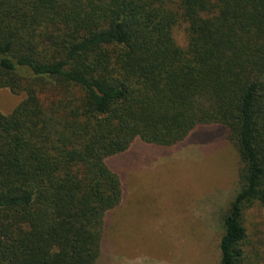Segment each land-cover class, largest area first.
I'll list each match as a JSON object with an SVG mask.
<instances>
[{"label": "trees", "instance_id": "trees-1", "mask_svg": "<svg viewBox=\"0 0 264 264\" xmlns=\"http://www.w3.org/2000/svg\"><path fill=\"white\" fill-rule=\"evenodd\" d=\"M2 88L26 96L0 112V264H98L125 199L108 159L215 125L240 158L220 264H244V212L264 206V0H0Z\"/></svg>", "mask_w": 264, "mask_h": 264}, {"label": "rangeland", "instance_id": "rangeland-1", "mask_svg": "<svg viewBox=\"0 0 264 264\" xmlns=\"http://www.w3.org/2000/svg\"><path fill=\"white\" fill-rule=\"evenodd\" d=\"M186 28L174 29L181 46ZM25 96L0 89V112ZM108 163L122 173L125 199L109 215L98 264H220L224 218L240 189L238 150L223 127L202 126L170 147L137 139ZM243 222L244 264H264V206L248 207Z\"/></svg>", "mask_w": 264, "mask_h": 264}]
</instances>
